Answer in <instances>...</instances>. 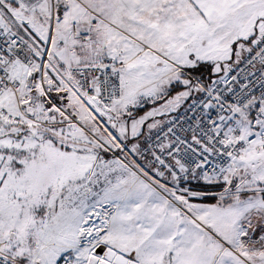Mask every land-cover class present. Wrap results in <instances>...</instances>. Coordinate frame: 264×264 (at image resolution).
Listing matches in <instances>:
<instances>
[{"label": "snow or ice", "instance_id": "1", "mask_svg": "<svg viewBox=\"0 0 264 264\" xmlns=\"http://www.w3.org/2000/svg\"><path fill=\"white\" fill-rule=\"evenodd\" d=\"M0 264H264V0H0Z\"/></svg>", "mask_w": 264, "mask_h": 264}]
</instances>
